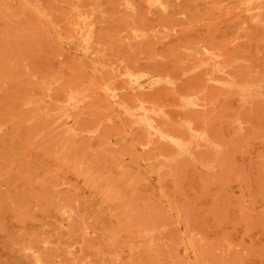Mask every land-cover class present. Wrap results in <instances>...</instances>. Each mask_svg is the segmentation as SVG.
I'll return each mask as SVG.
<instances>
[{"label": "rangeland", "instance_id": "374dc122", "mask_svg": "<svg viewBox=\"0 0 264 264\" xmlns=\"http://www.w3.org/2000/svg\"><path fill=\"white\" fill-rule=\"evenodd\" d=\"M0 264H264V0H0Z\"/></svg>", "mask_w": 264, "mask_h": 264}]
</instances>
